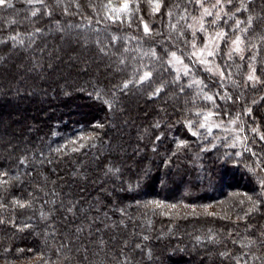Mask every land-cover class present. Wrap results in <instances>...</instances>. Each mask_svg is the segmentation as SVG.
<instances>
[{"label": "trees", "instance_id": "16d2710c", "mask_svg": "<svg viewBox=\"0 0 264 264\" xmlns=\"http://www.w3.org/2000/svg\"><path fill=\"white\" fill-rule=\"evenodd\" d=\"M0 264H264V0H5Z\"/></svg>", "mask_w": 264, "mask_h": 264}, {"label": "rangeland", "instance_id": "374dc122", "mask_svg": "<svg viewBox=\"0 0 264 264\" xmlns=\"http://www.w3.org/2000/svg\"><path fill=\"white\" fill-rule=\"evenodd\" d=\"M68 29H69V31L67 32V34H70V36H71V39L69 40V44H68L69 47L68 48H75V54H70L68 57L70 58L71 62H73V61L76 62V61H79L82 59V61L84 63H87L86 59L82 57L81 52H83V50L85 51V48H87V45L91 42V39L88 37L87 38L83 37L82 34H80V30H76L77 34L79 36L74 35L75 36L74 37L73 36L74 29L71 27H68ZM46 34L49 35V37H51L52 31H50ZM46 34H45V36H47ZM67 36H65V38H63L64 42H67ZM217 41H218V39L216 38V36H213V35L208 36L207 38H205L203 45L200 47L199 50H197V52L195 53L194 56H196V58H197V61H198L197 63H200V65L202 66V68L205 71H209V72H212L214 74L217 73L220 75L221 74L220 70L211 61V57H212L211 55L215 51V49L217 48L218 43H219ZM80 45H82L83 47H80ZM235 46L238 49H240L241 42L240 41L236 42ZM105 52L109 53V54L112 53L109 49L106 50ZM105 52L102 51L101 54L105 55ZM209 53H211V55H209ZM98 57L99 56L97 54H94V55H89V57H87V58L89 60L93 59V61H95L98 59ZM19 61L20 62L17 63L18 69H22V64L25 61V58L24 59L22 58ZM111 64H109V66ZM170 65L173 67L175 73L184 74L188 70H190V67L187 64H185L184 60L181 57H178L176 55H174L171 58ZM95 75L97 76V74H95ZM204 127L209 132H212L214 130L222 131L227 137H229L231 139L233 147L240 148L244 143V139L242 138L241 124L238 121H235L233 119H230V120L221 119L216 114L210 112V113L206 114V116H205Z\"/></svg>", "mask_w": 264, "mask_h": 264}, {"label": "snow or ice", "instance_id": "6c2138e0", "mask_svg": "<svg viewBox=\"0 0 264 264\" xmlns=\"http://www.w3.org/2000/svg\"><path fill=\"white\" fill-rule=\"evenodd\" d=\"M217 3H219V0H217ZM0 6H5V0H0ZM7 6H8V7H11L10 4H8ZM123 7H124V8H127L128 5H127V4H124ZM158 9H159V4L157 3V4H156V10H158ZM205 11H206L207 14L211 15L210 12H207V9H205ZM37 31H39V30H37ZM145 31H148L147 25H145ZM221 35H222V34H221ZM237 42H238V41H237ZM173 55H175V54H173ZM209 55H211V53H209ZM148 75H149V74H145V76H144L143 78L146 79V78L148 77ZM249 79H252V77L250 76ZM208 99H211V97H208Z\"/></svg>", "mask_w": 264, "mask_h": 264}]
</instances>
